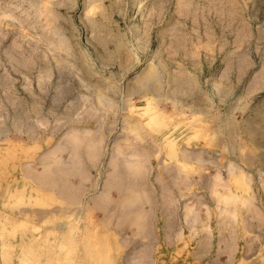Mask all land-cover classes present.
Listing matches in <instances>:
<instances>
[{"label":"rangeland","instance_id":"374dc122","mask_svg":"<svg viewBox=\"0 0 264 264\" xmlns=\"http://www.w3.org/2000/svg\"><path fill=\"white\" fill-rule=\"evenodd\" d=\"M0 264H264V0H0Z\"/></svg>","mask_w":264,"mask_h":264}]
</instances>
